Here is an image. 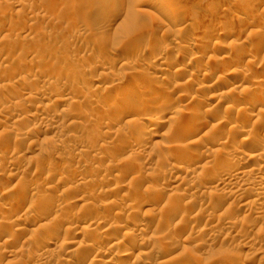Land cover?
Returning <instances> with one entry per match:
<instances>
[{
  "label": "rangeland",
  "instance_id": "rangeland-1",
  "mask_svg": "<svg viewBox=\"0 0 264 264\" xmlns=\"http://www.w3.org/2000/svg\"><path fill=\"white\" fill-rule=\"evenodd\" d=\"M114 1L0 0V264H264V0Z\"/></svg>",
  "mask_w": 264,
  "mask_h": 264
},
{
  "label": "bare ground",
  "instance_id": "bare-ground-1",
  "mask_svg": "<svg viewBox=\"0 0 264 264\" xmlns=\"http://www.w3.org/2000/svg\"><path fill=\"white\" fill-rule=\"evenodd\" d=\"M150 1H153V0H143V1H141V2H144L143 4H145V3H148V4H150ZM122 3H121V1H114V3L112 4V7L109 9V12H108V14H107V16H106V18H105V20L102 22V27H104V28H102V29H104V30H106L107 29V31H108V29H110V28H112V27H114L115 26V24H116V22L118 21V19H120L121 17H122V15H124V14H127V12H130V11H128V8L127 7H123V4L121 5ZM12 6V5H11ZM162 8V7H161ZM248 12V11H247ZM216 25V24H215ZM215 25L214 24H210V26H209V29L210 28H214L215 27ZM218 25V24H217ZM216 25V26H217ZM119 27V26H118ZM128 27V26H127ZM123 29V28H122ZM144 31V30H143ZM253 31V30H252ZM258 31V30H257ZM256 31V32H257ZM150 32V31H149ZM149 32H143L139 37H138V39L139 40H141V41H145V40H147V38H149V36H151V35H149L148 36V34H149ZM255 32V33H256ZM259 32V31H258ZM257 32V33H258ZM254 33V32H253ZM252 33V34H253ZM261 33V32H260ZM124 34V33H123ZM151 34V33H150ZM253 35H255V34H253ZM261 42L260 43H258V45L256 44V52H254V55H255V53H259V52H262V48H263V46H264V36L261 38V40H260ZM222 42V41H221ZM139 43V42H138ZM219 45V44H218ZM220 45H222V44H220ZM52 52V51H51ZM95 54V53H94ZM246 54V53H245ZM253 54V53H252ZM261 54V53H260ZM259 54V55H260ZM96 55H98V53L96 54ZM95 55V56H96ZM248 55H250V54H248ZM257 55V54H256ZM100 55H98V56H96V57H98V58H100L99 57ZM185 57H186V55H185ZM254 57V56H253ZM256 57H258V56H256ZM102 58V57H101ZM96 59V58H95ZM241 59H243V58H241ZM97 60V59H96ZM99 60V59H98ZM117 60V59H116ZM124 60V59H123ZM120 62V61H119ZM193 66V65H192ZM212 66V65H211ZM168 67H169V65H168ZM159 68V70H157L158 72H160L162 75L163 74H165L166 72H167V70H168V68H166V67H164V66H160V67H158ZM181 68V67H180ZM211 68V67H210ZM170 69H171V67H170ZM170 72V71H169ZM210 72V71H209ZM76 73V72H75ZM174 73V72H173ZM234 73H236L235 71H234ZM167 74V73H166ZM151 76H153V75H151ZM160 76V75H159ZM158 76V77H159ZM264 76V75H263ZM262 76V77H263ZM156 77V76H155ZM157 77V78H158ZM153 78V77H152ZM151 78V79H152ZM169 78V77H168ZM97 79V78H96ZM167 79V78H166ZM263 78H261V80H262ZM159 80V79H158ZM243 80V79H242ZM241 81V80H240ZM153 82V81H152ZM218 82V81H217ZM262 82V81H261ZM264 82V81H263ZM93 83V82H92ZM91 83V84H92ZM240 83V82H239ZM187 84V83H186ZM190 84V83H189ZM218 84V83H217ZM242 84V83H241ZM241 84H239V85H241ZM95 86H94V89L96 90V91H101V98H103V99H105L106 101H108V100H112L111 98H114V97H112V95H113V92L111 91V90H108V91H105V90H101V86L100 85H97V84H94ZM211 85V84H210ZM90 86V85H89ZM122 86H124V84L122 85ZM209 86V85H208ZM261 86V85H260ZM37 87V86H36ZM183 87V86H182ZM253 87V86H252ZM255 87V86H254ZM185 88V87H184ZM126 89V88H125ZM214 89V90H213ZM215 89H216V84H214L213 83V85H212V87L210 88V89H208L210 92H212V91H214L215 92ZM219 89V88H218ZM217 89V90H218ZM40 90V89H39ZM150 90V89H149ZM206 90V89H205ZM152 91H153V89H152ZM208 91V92H209ZM250 91V90H249ZM251 91H255V90H252L251 89ZM39 92V91H38ZM43 92V91H42ZM54 93V92H53ZM130 93V92H129ZM223 93V92H222ZM221 93V94H222ZM252 93V92H251ZM250 93V94H251ZM149 94V93H148ZM146 95L147 97L148 96H151V95H153L152 93H151V95L149 94V95ZM158 94V93H157ZM214 94V93H213ZM212 94V95H213ZM217 94V93H216ZM220 94V96L221 97H223L222 95ZM227 94V93H226ZM29 95V94H28ZM52 95V94H51ZM224 95V94H223ZM100 96V95H99ZM27 97H29V96H27ZM45 97V96H44ZM226 97V96H225ZM220 99V98H219ZM223 99V98H222ZM150 100V98L149 99H146V98H139L137 101L136 100H134L133 102V108H132V110H133V113L134 114H136V115H138V114H142L141 112H142V110H143V108L145 107V105H146V103L148 102ZM147 101V102H146ZM18 102V101H17ZM22 102H23V100H22ZM25 102V101H24ZM86 102V101H85ZM84 102V103H85ZM83 103V104H84ZM173 103V102H172ZM243 103V102H242ZM258 103V102H257ZM86 104V103H85ZM147 104H149V102L147 103ZM260 104V103H259ZM16 105V104H15ZM20 105H21V103H20ZM50 105H51V103H50ZM170 106L172 105V104H169ZM174 105V104H173ZM24 106V105H23ZM86 106H88V105H86ZM90 106V105H89ZM128 106V105H127ZM157 106V105H156ZM169 106V107H170ZM20 107H22V106H20ZM51 107V106H50ZM147 107V106H146ZM150 107V106H149ZM227 107V106H226ZM18 108V107H17ZM23 108V107H22ZM49 108V107H48ZM24 109V108H23ZM211 109V108H210ZM239 109H241V110H243L246 114H248V113H250L251 114V111L252 110H249V109H246V107H242V108H239ZM48 110V109H47ZM130 110V109H129ZM243 112V113H244ZM47 113V112H46ZM102 113H104V112H102ZM244 113V114H245ZM144 114H146V113H144ZM147 114H150V113H148L147 112ZM152 114V113H151ZM103 115V114H102ZM126 115H128V114H126ZM104 116V115H103ZM141 116V115H140ZM145 116V115H144ZM251 116V115H250ZM54 117V116H53ZM100 117H101V115H100ZM110 117V116H109ZM127 116H125V114L123 115V117H121L120 119H124V118H126ZM44 118V117H43ZM58 118H59V115H58ZM146 118H147V116H146ZM146 118H143L142 120H141V118L139 119L138 118V122L142 125V126H144V125H146V123L145 122H147V121H149L148 120V118L146 119ZM22 119V118H21ZM46 119V118H45ZM103 119V118H102ZM104 119H106V118H104ZM109 119V118H108ZM107 119V120H108ZM111 119V118H110ZM117 119V118H116ZM101 120V119H100ZM134 120V119H133ZM137 120V119H136ZM244 121H247L246 119L244 120ZM249 121V120H248ZM256 123H258V122H260V124L261 125H263V127H264V117H258L256 120ZM79 123V122H78ZM149 123V122H148ZM221 123V122H220ZM242 123H245V122H242ZM51 124V123H50ZM247 124V123H246ZM246 124H237L236 122H234V124H232L231 125V127H230V129L231 130H233V131H235L236 133H238L239 135H242V133H244L243 131L245 130L244 128V125L246 126ZM75 125V124H74ZM217 125V124H216ZM113 126V125H112ZM222 126V125H221ZM248 127V126H247ZM262 127V126H261ZM218 128V126L216 127V129ZM110 129V128H109ZM144 129V128H143ZM224 129V128H223ZM222 130V129H221ZM246 131V130H245ZM110 133V132H109ZM22 134V133H21ZM231 135V134H230ZM76 137V136H75ZM257 137V136H256ZM197 140V139H196ZM198 140H200V139H198ZM202 140V139H201ZM241 140H242V143L244 144V143H247V144H252V145H254V147H255V145H258L259 144V142H260V139L258 140V138H250V137H248V136H245V135H242V138H241ZM86 141V140H85ZM203 141V140H202ZM201 141V143H203ZM194 142H195V139H194ZM200 142V141H199ZM200 143V144H201ZM223 143V142H222ZM79 144V143H78ZM77 144V145H78ZM197 144V143H196ZM260 144H262V145H264V141H261L260 142ZM246 145V144H245ZM251 146V145H250ZM261 147V146H260ZM252 149V148H251ZM253 150V149H252ZM258 150V149H257ZM88 151V150H87ZM86 151V152H87ZM82 154V153H81ZM225 155H226V161H227V163H228V166L225 168V173L226 172H228L230 169L229 168H231L230 167V165L231 164H237V160L239 159V156L237 155V153L235 152V151H230V149H229V152H226L225 153ZM264 157V150H259L258 152H254L253 154H251V158L252 159H259L260 160V158H263ZM249 161V160H248ZM224 164H226V163H224ZM230 164V165H229ZM233 166V165H232ZM235 167V166H234ZM238 167V166H237ZM245 167V166H244ZM244 167H241V168H243L244 169ZM245 168H247V167H245ZM249 169V168H248ZM246 170L244 169V172H245ZM261 171H264V164L262 163L260 166H259V168H257V169H249V170H247L246 172H245V174L248 172H251V173H259V172H261ZM62 172V171H61ZM241 172V171H240ZM244 172H242L243 174H244ZM222 174V175H220V177H219V175L217 176L218 178H219V180L221 181V183H228L227 181L228 180H230L231 181V179L229 178L230 176V174L229 175H227V173L226 174ZM234 173V172H233ZM250 173V174H251ZM60 174V173H59ZM63 174V173H62ZM77 175V174H76ZM84 175V174H83ZM241 175V174H240ZM64 176V175H63ZM85 176V175H84ZM88 176V175H87ZM65 177V176H64ZM229 178V179H228ZM231 178H232V176H231ZM233 179V178H232ZM218 180V179H217ZM84 182V181H83ZM38 183V182H37ZM81 183H82V181H81ZM218 183V182H217ZM233 183V182H232ZM29 184H31V183H29ZM33 184V183H32ZM34 185V184H33ZM33 185H26V186H28V188H26L25 187V189L24 190H26L27 191V189H28V192H30L31 191V193H32V191L35 189V186H33ZM226 185V184H225ZM228 185H229V183H228ZM227 185V186H228ZM230 185H231V183H230ZM39 186V185H38ZM246 186V185H245ZM250 186V185H249ZM125 187V186H124ZM222 187H224V185L222 186ZM251 187V186H250ZM250 187H247L246 189H245V191H244V196L245 197H241V198H243V199H240L241 201L243 200L244 201V199H247L248 200V203L252 206V204L253 205H256V207H257V205L259 206V199H249L250 197H253L254 195H257V193H256V191H258V190H256L255 191V193L256 194H254L253 195V193H252V189H250ZM15 188V187H14ZM39 188V187H38ZM78 188V187H77ZM236 188V187H235ZM259 188V187H258ZM112 189V188H111ZM138 189V188H137ZM237 189V188H236ZM243 189V188H242ZM261 189V188H260ZM38 190V189H37ZM36 190V191H37ZM40 190H43V189H40ZM115 190V189H114ZM225 190V189H224ZM254 190V189H253ZM8 191V190H7ZM54 191V190H53ZM221 191V190H220ZM229 191H231V190H229ZM239 192V188H238V190H233V192H232V194L233 195H235V194H237L238 192ZM43 192V191H42ZM228 191H226V192H224V193H227ZM38 193V192H37ZM231 193V192H230ZM252 193V194H251ZM261 193H262V191H261ZM260 193V194H261ZM47 194V193H46ZM10 195V194H9ZM23 195H25V194H23ZM22 195V196H23ZM118 195V194H117ZM238 195H240V194H238ZM237 195V196H238ZM253 195V196H252ZM43 197V196H42ZM196 197V196H195ZM224 197V196H223ZM260 197H261V195H260ZM86 198V197H85ZM112 198V197H111ZM229 198V197H228ZM39 199V198H38ZM79 199V198H78ZM51 200H53V198L51 199ZM262 200V199H261ZM9 201V200H8ZM62 201V200H61ZM149 201V200H148ZM247 202V201H246ZM261 202V201H260ZM8 203V202H7ZM37 203V202H36ZM39 203V202H38ZM244 203V202H243ZM242 203V204H243ZM248 203H246L247 205H249ZM34 204V203H33ZM40 204V203H39ZM38 204V205H39ZM42 204V203H41ZM245 204V205H246ZM62 205V204H61ZM241 205V204H240ZM244 205V206H245ZM41 206H43V205H41ZM40 206V207H41ZM45 206H46V204H45ZM31 207V206H30ZM36 207V206H35ZM255 207V206H254ZM54 208V207H53ZM27 209V208H26ZM35 209V208H34ZM251 209H252V207H251ZM255 209H257V208H254V210ZM30 210V209H29ZM27 212H28V210H26ZM51 211V210H50ZM57 212V211H56ZM26 213V212H25ZM44 213H45V211H44ZM21 216V215H20ZM42 216V215H41ZM25 217V216H24ZM45 217V216H44ZM80 217V216H79ZM74 218H76L75 216H74ZM78 219V218H77ZM83 219V218H82ZM99 219H101V218H99ZM23 220H24V218H23ZM39 220H41V219H39ZM36 221V220H35ZM78 221V220H77ZM80 221V220H79ZM109 222V221H108ZM91 223V222H90ZM89 223V224H90ZM99 223V222H98ZM13 224H16V223H13ZM30 224V223H29ZM95 224V223H94ZM142 224V223H141ZM135 225V224H134ZM235 225V224H234ZM53 226V225H52ZM89 226V225H88ZM139 226V225H138ZM143 226V225H142ZM141 226V227H142ZM113 227V226H112ZM118 227H119V225H118ZM124 228V227H123ZM228 228V227H227ZM111 229V228H110ZM232 229V228H231ZM25 229H23V231H24ZM121 230H122V228H121ZM144 230V229H143ZM10 231H12V230H10ZM27 231V230H26ZM33 231V230H32ZM117 232H119L120 233V230L118 231V230H116ZM25 232V231H24ZM23 232V233H24ZM29 232V231H28ZM34 232V231H33ZM12 233H13V231H12ZM35 233V232H34ZM55 233V232H54ZM53 232L51 233V234H48L49 236H48V238L46 239V240H44V242H43V244L42 245H44V246H48L50 243H51V241L53 240V238H54V235H52V234H54ZM14 234V233H13ZM33 234V233H32ZM36 234V233H35ZM56 236V235H55ZM31 237H33V236H31ZM31 237H30V239H31ZM29 238V237H28ZM73 238V237H72ZM235 238V237H234ZM29 239V240H30ZM36 239V238H35ZM56 239V238H55ZM7 241V240H6ZM40 241V240H39ZM5 242V241H4ZM65 242V241H64ZM73 242V241H72ZM72 242H70V243H72ZM247 242V241H246ZM7 243V242H6ZM67 243V242H66ZM116 244H119V243H116ZM60 245V244H59ZM81 245V244H80ZM248 245V244H247ZM64 246H66L65 244H64ZM117 246V245H116ZM61 247V246H60ZM59 247V248H60ZM63 247V246H62ZM88 247V246H87ZM114 247H115V245H114ZM76 249V248H75ZM75 249H73V250H75ZM115 249V248H114ZM73 250H70V253L71 252H75V251H73ZM108 250V249H107ZM111 249H109V251L107 252V253H110L109 255H112L111 254V251H110ZM51 251V250H50ZM129 252V251H128ZM72 253V254H73ZM87 253V252H86ZM106 253V254H107ZM130 253V252H129ZM15 254H16V251H15ZM57 254V253H56ZM99 254V253H98ZM126 254H128L127 252L126 253H124V255H126ZM11 255H12V253H11ZM39 256V255H38ZM46 256V255H45ZM48 256V255H47ZM129 256V255H128ZM96 259V258H95ZM125 259V258H124ZM109 260V259H108ZM101 261V260H100ZM107 262V261H106ZM111 263H112V261H110ZM93 263V262H92ZM121 263L122 264H128V262H127V260L125 261V260H122L121 261Z\"/></svg>",
  "mask_w": 264,
  "mask_h": 264
}]
</instances>
